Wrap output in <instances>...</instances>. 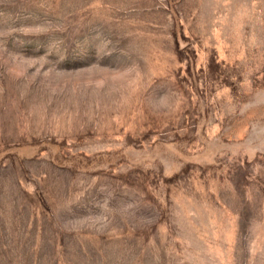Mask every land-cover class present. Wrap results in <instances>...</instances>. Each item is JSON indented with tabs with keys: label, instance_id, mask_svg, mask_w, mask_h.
Listing matches in <instances>:
<instances>
[{
	"label": "rangeland",
	"instance_id": "1",
	"mask_svg": "<svg viewBox=\"0 0 264 264\" xmlns=\"http://www.w3.org/2000/svg\"><path fill=\"white\" fill-rule=\"evenodd\" d=\"M0 264H264V0H0Z\"/></svg>",
	"mask_w": 264,
	"mask_h": 264
}]
</instances>
